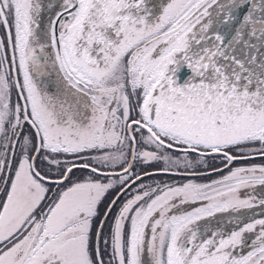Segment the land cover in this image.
<instances>
[{"label":"snow or ice","instance_id":"6c2138e0","mask_svg":"<svg viewBox=\"0 0 264 264\" xmlns=\"http://www.w3.org/2000/svg\"><path fill=\"white\" fill-rule=\"evenodd\" d=\"M0 264H264V0H0Z\"/></svg>","mask_w":264,"mask_h":264},{"label":"rangeland","instance_id":"374dc122","mask_svg":"<svg viewBox=\"0 0 264 264\" xmlns=\"http://www.w3.org/2000/svg\"><path fill=\"white\" fill-rule=\"evenodd\" d=\"M22 79V78H21ZM14 99H15V94H14V97H13ZM157 179H160L159 177H157Z\"/></svg>","mask_w":264,"mask_h":264},{"label":"flooded vegetation","instance_id":"af4514ba","mask_svg":"<svg viewBox=\"0 0 264 264\" xmlns=\"http://www.w3.org/2000/svg\"><path fill=\"white\" fill-rule=\"evenodd\" d=\"M218 215H224V216H226L227 214H218Z\"/></svg>","mask_w":264,"mask_h":264},{"label":"trees","instance_id":"16d2710c","mask_svg":"<svg viewBox=\"0 0 264 264\" xmlns=\"http://www.w3.org/2000/svg\"><path fill=\"white\" fill-rule=\"evenodd\" d=\"M160 179H163L164 177H159Z\"/></svg>","mask_w":264,"mask_h":264}]
</instances>
